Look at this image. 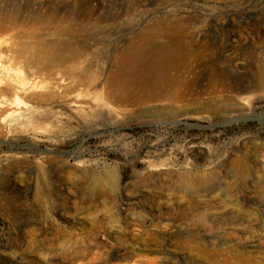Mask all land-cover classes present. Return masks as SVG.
<instances>
[{"label":"rangeland","instance_id":"1","mask_svg":"<svg viewBox=\"0 0 264 264\" xmlns=\"http://www.w3.org/2000/svg\"><path fill=\"white\" fill-rule=\"evenodd\" d=\"M0 6L75 21L21 26L0 45V75L25 91L0 94V264H264V0ZM174 25L203 53L188 58L193 105L108 85L138 33L164 45ZM51 43L80 54L64 73L83 86L66 100L41 101L49 79L32 75L29 57Z\"/></svg>","mask_w":264,"mask_h":264},{"label":"bare ground","instance_id":"2","mask_svg":"<svg viewBox=\"0 0 264 264\" xmlns=\"http://www.w3.org/2000/svg\"><path fill=\"white\" fill-rule=\"evenodd\" d=\"M7 7L8 6H4V7L0 6V45L8 39V35H7L8 32L10 31L15 32L16 29L21 26H26L30 24L32 25L49 24L55 28H58L64 24L75 22L74 20L65 18V16L61 15L58 12H53L50 14H46L44 16H39L35 13H31L30 16H27V15H24L23 12H21L20 10L9 11ZM85 21H88V20L85 19L84 22ZM77 22L80 23L79 21ZM96 22L101 23L103 22V20L97 19ZM88 23H90V21ZM134 38H135V41L133 42L132 46L128 48V50L124 54H122V56L120 57V60L116 63L115 65L116 71L115 73L113 72L114 75L110 77L108 81L109 83L108 85L110 87H115V89L117 88L118 90H129V92H131L133 97H135L137 93H142V94L144 93L145 95H144L143 101L145 102H166V103H169L170 105H178L180 106V108H182L185 104L187 106L193 105L195 103L194 102L195 98L192 96L190 92V88L192 87L193 83L196 80L195 78L187 79L189 75V70L191 67V65L188 63V58L190 55L195 62H198L200 61L201 58H203V55H202L203 53L198 50L194 52H190L189 50L187 51V46L189 45L190 42L183 40V38H187L186 33L184 32L183 28L180 26H176V25L170 26L169 29H167L165 33L166 42L164 45L157 44L156 35L154 34L152 35L151 33L147 34L146 32H140ZM79 55L80 54H78V52H71V51L65 50V48H60L54 43H51L50 45L45 46V47H42L41 45V47L37 49L35 55L31 54L29 59H32V64L34 68L33 73L31 72L32 75L42 76L43 78L49 79V82L47 85L43 87L42 86L39 87L42 89V93L40 94L41 101H49L55 98L66 100L69 94L75 92V90H77L82 85L80 82L78 81L75 82V80L72 77L66 76L64 73L66 72L68 68L71 67L72 63L74 64L78 63L80 59ZM221 60L222 59H219L217 61L216 58H209L204 65L211 71V73L213 74L212 76L215 77L217 80L216 83L220 87L221 91H223V89H227V86L224 85L225 80H226L225 78L226 74L224 70L219 68L218 66ZM28 67H29V64H28ZM4 68L5 67L3 65H0L1 71L4 70ZM28 72L30 71L28 70ZM263 73L264 72L262 71V68H261V70L258 72V74L261 75L259 76L261 78L259 81L260 88L261 87L264 88ZM4 91L11 93L13 95L17 93H22V94L25 93L23 85L15 84L14 82L5 80L4 77L0 75V94L4 93ZM0 99H1V96H0ZM3 101H0V116L3 113H6L7 111V110L2 109L6 105V103H4ZM229 107L233 113L238 114V116H242V119H244L248 115L251 116V112H250L251 110H249L250 113L243 115L244 114L243 108L237 107L235 103H230ZM193 113H197V112L194 111ZM115 254L116 256H118V255H121L122 253L118 251V252H115Z\"/></svg>","mask_w":264,"mask_h":264}]
</instances>
